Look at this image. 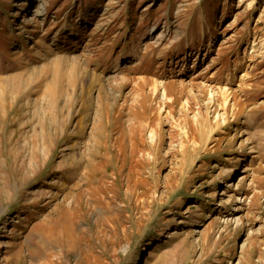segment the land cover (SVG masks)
Returning <instances> with one entry per match:
<instances>
[{
  "label": "rangeland",
  "instance_id": "rangeland-1",
  "mask_svg": "<svg viewBox=\"0 0 264 264\" xmlns=\"http://www.w3.org/2000/svg\"><path fill=\"white\" fill-rule=\"evenodd\" d=\"M0 264H264V0H0Z\"/></svg>",
  "mask_w": 264,
  "mask_h": 264
},
{
  "label": "bare ground",
  "instance_id": "bare-ground-1",
  "mask_svg": "<svg viewBox=\"0 0 264 264\" xmlns=\"http://www.w3.org/2000/svg\"><path fill=\"white\" fill-rule=\"evenodd\" d=\"M37 15L39 16V15H42V14L39 13V14H37ZM163 89H164V88H163ZM164 91L166 92V90H164ZM219 100H221V98H218V101H219ZM35 156H37V153L35 154ZM9 185H10V184H9ZM19 186H20V185H19ZM15 187H17V186H15ZM7 192H8V191H6V192L3 191V194H6V195L8 194L7 199H10V198H11V195H10V193H7Z\"/></svg>",
  "mask_w": 264,
  "mask_h": 264
}]
</instances>
